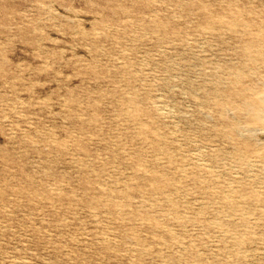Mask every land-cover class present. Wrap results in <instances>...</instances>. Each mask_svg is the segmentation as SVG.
<instances>
[{"label":"rangeland","instance_id":"rangeland-1","mask_svg":"<svg viewBox=\"0 0 264 264\" xmlns=\"http://www.w3.org/2000/svg\"><path fill=\"white\" fill-rule=\"evenodd\" d=\"M264 0H0V264H264Z\"/></svg>","mask_w":264,"mask_h":264},{"label":"bare ground","instance_id":"bare-ground-1","mask_svg":"<svg viewBox=\"0 0 264 264\" xmlns=\"http://www.w3.org/2000/svg\"><path fill=\"white\" fill-rule=\"evenodd\" d=\"M243 107L246 109V113L250 116L251 123H257L262 121V115L264 112V98H257L256 101H247L243 103Z\"/></svg>","mask_w":264,"mask_h":264}]
</instances>
